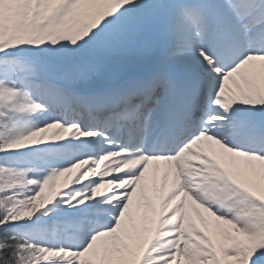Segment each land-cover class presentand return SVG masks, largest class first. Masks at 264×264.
Returning a JSON list of instances; mask_svg holds the SVG:
<instances>
[{
  "label": "snow or ice",
  "instance_id": "1",
  "mask_svg": "<svg viewBox=\"0 0 264 264\" xmlns=\"http://www.w3.org/2000/svg\"><path fill=\"white\" fill-rule=\"evenodd\" d=\"M0 264H264V0H0Z\"/></svg>",
  "mask_w": 264,
  "mask_h": 264
}]
</instances>
